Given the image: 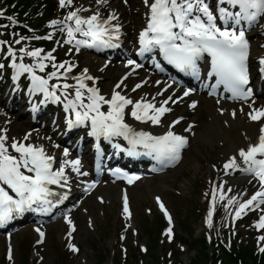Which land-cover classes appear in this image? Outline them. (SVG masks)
Instances as JSON below:
<instances>
[{"label":"snow or ice","instance_id":"6c2138e0","mask_svg":"<svg viewBox=\"0 0 264 264\" xmlns=\"http://www.w3.org/2000/svg\"><path fill=\"white\" fill-rule=\"evenodd\" d=\"M108 0H97L98 4H106ZM145 6L149 9L147 14V26L139 35L140 54L152 52L159 49L169 63L174 64L181 71L189 72L190 74L199 77L198 61L201 60L205 53L211 57V71L209 77L215 76L216 85H223L227 92L231 93V98L244 100L247 102L253 96V91L247 87L249 81L248 57H249V41L246 39V29L242 26V22L251 27L258 23L261 18H264V0H218V5H231L233 8L239 7V11L232 12L227 7L218 6V16L214 14L207 0H143ZM127 3V0H125ZM73 0H59L61 8L71 6ZM88 9L77 8L68 12L64 20L51 21L52 26L63 24L64 28L61 31L67 33V43L72 44L73 41L77 46V50L81 45L95 48L118 47L114 40H119L120 25L113 24L112 21L118 20L119 17L115 12L103 17L97 9L88 17L80 15L81 12ZM4 13L0 11V16ZM15 23L12 17H7ZM223 21V27L217 24V20ZM73 21L74 26L67 22ZM231 22V23H230ZM9 25H0V27H8ZM239 26V27H238ZM76 33L86 39H77ZM34 39H51V34L48 37H33ZM28 39L21 36L16 43L21 40ZM5 42L0 41V45ZM20 51L27 56L36 59L33 65L15 62L13 59L12 66L16 68L17 76L22 73H30L33 82V91L44 92L47 97H51L57 101L60 97L55 91L49 90V80L59 78L61 75L67 77V73L72 71L73 65L70 62L53 64L57 71L49 73L48 78L36 74V69L44 71L46 68L45 60L54 61L55 57L51 53L44 56L41 55L43 49L36 48L28 51L26 48H21ZM9 55L15 57L16 53L9 47ZM23 60V56L20 57ZM260 63L264 65V57L260 59ZM67 65V67H66ZM128 65H135L136 68L141 67L134 60H129ZM160 67L159 64L156 65ZM3 65H0L2 68ZM59 69H65L64 73H59ZM162 70V69H161ZM264 72V68L261 69ZM77 81V85L64 83L52 85L55 88H63L67 90L74 88V99L68 100L65 105L66 109L75 111V121L69 120V125L84 124L91 121L92 135L104 136L111 138L114 136H123L132 145L129 154H138L137 146H142L148 150V154H155L161 165L167 166L179 162L181 151L187 146L188 139L185 136L177 135L171 131V127L178 124L180 120L173 122L169 131L164 135L155 136L149 132L136 131L128 123H125V109L131 105V116L142 123L151 122L160 124L161 118L165 113L171 112L168 103L172 97H168L157 107L155 97L153 100L146 101L141 98L139 101H133L129 97L122 95L119 91H113L110 98H105L100 94L98 88L88 87L84 80H93L92 76L87 75V69L80 77H73ZM124 79H127L125 77ZM116 85L120 88L121 84ZM146 83V82H145ZM160 82L157 81V84ZM142 87L141 84L135 85L133 91ZM171 87V85H169ZM87 90L85 101V92ZM167 89H165L166 91ZM191 89L184 92V96L191 93ZM213 90V94H214ZM67 97L69 93L65 91ZM163 95V93H157ZM183 97H181L182 99ZM176 102V101H173ZM103 105H108L107 111H101ZM190 107L195 108L196 102H193ZM247 113L252 121H260L264 119V107H252ZM78 108L83 111L76 110ZM243 111V108H241ZM232 115L235 117L236 112L233 110ZM182 119V118H181ZM191 129H186L190 131ZM29 135L25 136V140L29 139ZM6 135H0V225L5 224L13 218L14 213H21L27 210L39 211L47 213L51 210L53 201L50 196L57 195L49 186L59 185L66 186L68 177L65 174V168L71 166L72 170L80 173L81 161L65 159L62 164L53 170V165L56 157L48 153L43 145H34L31 143L25 144L18 140H13L10 145L6 144ZM59 147V145H56ZM11 148L14 155L9 152ZM69 152L64 149L63 156L67 157ZM238 156L241 158L244 167L238 162L237 157L233 156L225 163V169H239L242 172L251 174L258 179L260 183V191H257L250 199L243 203H239L236 208L235 217L239 218L246 210H255L261 204H264V125H261L260 135L257 142L249 144L247 149L241 148ZM87 175V173H80ZM138 179V177H136ZM132 181L129 180V183ZM93 185H89L92 187ZM222 191V188H221ZM231 191V189H229ZM11 193V194H10ZM14 194V195H13ZM63 198V197H62ZM223 195L221 199H223ZM215 200V189L213 194ZM237 203V198L232 197L228 200V205L231 206ZM36 207H33V206ZM164 209L163 204L160 205ZM124 211L131 213L128 210L127 196L124 198ZM167 214V210L164 209ZM264 211V209H261ZM211 215V214H210ZM171 223V216H168ZM67 223L71 226V231L68 236L71 237L75 231V225L68 218ZM209 224L211 220L209 219ZM257 228H264V215H262L256 224ZM40 240L43 242L44 233L37 228ZM171 238V227L165 233ZM258 239L264 240V236ZM69 248L73 252H78L79 249L74 244H69ZM264 251V248L261 249ZM8 259L12 260L11 248Z\"/></svg>","mask_w":264,"mask_h":264},{"label":"rangeland","instance_id":"374dc122","mask_svg":"<svg viewBox=\"0 0 264 264\" xmlns=\"http://www.w3.org/2000/svg\"><path fill=\"white\" fill-rule=\"evenodd\" d=\"M132 18L137 19L133 16V14ZM93 63L94 62L92 61L88 64V66L91 68ZM120 72L121 70L118 69H109L106 75L112 77V75L116 74L117 77ZM116 77H114L110 82L106 79V81H103L102 86L107 88L112 84V82H114ZM204 112L205 109L201 106L195 116L198 117ZM13 133L21 134L23 133V129L18 130V127H14ZM223 148L224 146H221L217 142L211 144L205 141H194L191 148L187 151L185 160L179 169L158 179L156 182H153V184L139 186L137 190L132 191L131 196L135 209V222L137 228L140 230V238L142 242L147 245H151V237L147 231L148 228H150V224H155L154 221L158 218V214L151 200L153 194H161L168 202L175 214L179 235L183 232L181 226L183 218L191 219L189 221L194 227H197V235H199V221L196 215L198 210L197 204L199 205L200 200L197 195V188L201 182H205L209 174L212 173L210 166L215 164L218 160H222L221 155L225 154L221 151ZM174 190H177L178 194H176ZM92 204L93 199L89 202L88 207L94 215L95 230H88L83 224L80 226L79 233L77 235V241L82 248L83 255L85 254L84 260H81L83 255H79L75 259H71L62 251V243L60 242V239L57 238L53 231H50L46 247L47 256L45 264H99V257L106 256L103 254L108 251L110 252L111 250L113 255L107 256L105 264H110L112 260H117V258H119L117 233L119 228H121V223L120 220H117L118 209L113 206V202L111 205L103 207L95 206V208ZM145 207H150L153 210L150 217L145 214ZM99 210H104V213L99 215ZM145 227L147 228V231L144 230ZM183 234L185 238L188 239L189 235L187 236L184 232ZM26 239H28L29 242L32 241L33 236L30 232H25L23 235H20L15 239L16 264L21 263L22 242ZM184 243L188 246V249L182 254L179 253L181 258L178 259L186 261L189 256L193 254V251L188 242ZM0 247L3 255V241H0ZM129 247L131 253L133 250L138 251L134 244ZM168 248L170 247L162 245L159 246L155 252L158 253V256L164 255ZM2 255L0 256V262L3 264ZM144 260L146 263L147 258L145 257Z\"/></svg>","mask_w":264,"mask_h":264},{"label":"bare ground","instance_id":"6f19581e","mask_svg":"<svg viewBox=\"0 0 264 264\" xmlns=\"http://www.w3.org/2000/svg\"><path fill=\"white\" fill-rule=\"evenodd\" d=\"M106 78L109 79V75H106ZM202 106L205 112L198 117H191H195L196 121L201 123L198 134H196L193 141H205L211 144L222 142L224 144V148L221 150L222 153L229 155L246 146L250 142L252 135H257V126L245 124L240 118L232 120L226 114H219L213 101L203 99ZM185 115H189V113ZM207 115L211 117L210 121H207ZM183 162L182 160L175 169H179ZM107 192L105 194L107 198L119 204V192L115 189ZM82 257H85V254Z\"/></svg>","mask_w":264,"mask_h":264},{"label":"trees","instance_id":"16d2710c","mask_svg":"<svg viewBox=\"0 0 264 264\" xmlns=\"http://www.w3.org/2000/svg\"><path fill=\"white\" fill-rule=\"evenodd\" d=\"M12 0H9L11 2ZM196 245L199 247V250L190 259V262L186 264H210L211 262V257L208 252L207 246L204 243L203 239H200L195 242ZM157 246L156 240H154L153 243V248L151 246V251ZM241 260L239 263L238 261ZM159 258L155 254L151 255V262L150 264H159ZM106 262L105 256H101L99 259L100 264H104ZM184 264L183 262L180 261H175L174 264ZM134 264H138L136 258H134ZM148 264V263H147ZM220 264H264V255L260 259L258 257L254 256V250L253 246H247V247H241L239 250V253L237 254L236 257H233L232 255H227L226 258L222 260Z\"/></svg>","mask_w":264,"mask_h":264}]
</instances>
